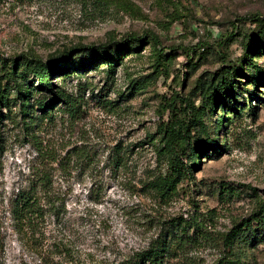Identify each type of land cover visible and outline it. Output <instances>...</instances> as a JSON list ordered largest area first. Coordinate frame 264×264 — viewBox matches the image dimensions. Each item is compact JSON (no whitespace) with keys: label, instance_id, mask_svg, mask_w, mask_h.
Here are the masks:
<instances>
[{"label":"rangeland","instance_id":"374dc122","mask_svg":"<svg viewBox=\"0 0 264 264\" xmlns=\"http://www.w3.org/2000/svg\"><path fill=\"white\" fill-rule=\"evenodd\" d=\"M131 35L147 43L113 71L82 69L91 56L74 54L68 78L53 80L74 111L43 114L38 103L53 98L35 92L23 103L11 92L0 126V264H125L187 225L192 243L174 239L164 264H264V0H0V78L10 62ZM230 71L237 89L209 104ZM175 103L192 122L183 157L192 172L167 200L151 185L170 175L159 128ZM43 177L64 208L33 243L17 232L12 201Z\"/></svg>","mask_w":264,"mask_h":264},{"label":"trees","instance_id":"16d2710c","mask_svg":"<svg viewBox=\"0 0 264 264\" xmlns=\"http://www.w3.org/2000/svg\"><path fill=\"white\" fill-rule=\"evenodd\" d=\"M233 36V35H232ZM153 44L156 47H161V42L158 38L151 36ZM147 43L145 37L128 36L120 45L113 47L112 45L105 46H78L72 49L65 50L60 56L44 62L40 59L26 58L21 63V60L6 64V71L3 78H0V126L6 116L2 110L10 109L12 91H15L16 98L23 103L31 100V95L35 92L46 94L53 98L52 101L44 105L38 103L43 114H48L56 104H64L72 110L75 108L71 102V97L62 89H57L53 83L55 78H68L67 71L70 70L66 66L68 61L76 56H91L89 64L80 65L82 69L94 66H106L109 71H113L116 64L121 61L127 53H130L132 48L143 47ZM164 50H162L163 52ZM78 69L77 72H80ZM36 79L38 86H35L32 79ZM235 73L227 72L222 81L215 87V98H211L212 103H217L224 95L229 96L230 93L237 89ZM263 81V80H262ZM12 86V89H9ZM240 89V87H238ZM219 90V91H218ZM23 114L26 113L27 107L23 106ZM71 110V109H70ZM176 103L171 108L170 120L164 123L159 128V134L163 136L164 147L159 152L162 158H170V175L158 180L151 186L158 194L167 200L176 194L178 185L182 178L192 172V167L185 165L183 157L187 156L190 150L191 142H193L192 122H187V115H182V112H177ZM204 148L207 146L204 144ZM117 158H121L117 154ZM253 190V189H252ZM256 191V190H253ZM59 200L51 194L49 182L46 177L38 181V184L33 183V193L21 192L12 201V215L16 222V230L19 234L24 231L33 235V243L39 242L46 237L47 219L50 216H58L57 211L64 208V205H58ZM247 226V225H246ZM244 228H249V227ZM250 226V225H248ZM190 226H184L181 230L182 235L176 237L175 232L171 235L162 236L149 249L137 254L134 259L125 262V264H164L168 257L171 256L174 239H178V246H185L192 243V238L189 235H184ZM248 229L234 230L231 233V244L236 243L242 234ZM243 232V233H242ZM168 239H170L168 241ZM4 237L0 229V258L4 254L5 244ZM56 251L58 254H63L72 258V253L64 245H57ZM228 264H234L229 262Z\"/></svg>","mask_w":264,"mask_h":264}]
</instances>
